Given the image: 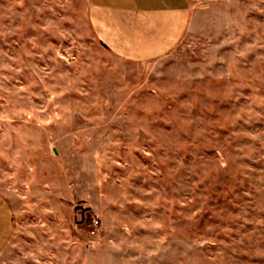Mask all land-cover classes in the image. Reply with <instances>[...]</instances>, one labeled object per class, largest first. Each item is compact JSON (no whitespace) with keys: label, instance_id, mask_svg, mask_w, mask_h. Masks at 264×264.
<instances>
[{"label":"rangeland","instance_id":"374dc122","mask_svg":"<svg viewBox=\"0 0 264 264\" xmlns=\"http://www.w3.org/2000/svg\"><path fill=\"white\" fill-rule=\"evenodd\" d=\"M92 1L0 0V264H264V0L135 62Z\"/></svg>","mask_w":264,"mask_h":264},{"label":"crops","instance_id":"0c3cea01","mask_svg":"<svg viewBox=\"0 0 264 264\" xmlns=\"http://www.w3.org/2000/svg\"><path fill=\"white\" fill-rule=\"evenodd\" d=\"M106 17L99 37L116 54L131 61L164 57L185 35L189 6L186 0H93ZM15 211L0 193V253L12 243Z\"/></svg>","mask_w":264,"mask_h":264}]
</instances>
